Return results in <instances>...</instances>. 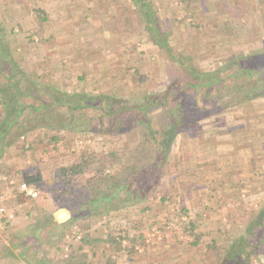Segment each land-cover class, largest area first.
<instances>
[{
  "label": "rangeland",
  "instance_id": "obj_1",
  "mask_svg": "<svg viewBox=\"0 0 264 264\" xmlns=\"http://www.w3.org/2000/svg\"><path fill=\"white\" fill-rule=\"evenodd\" d=\"M146 1L161 30L171 35L173 53L189 55L203 71L229 66L242 51L264 48V0H193L188 7L181 0ZM142 13V7L132 0H0V32L5 35L13 29L7 43L16 63L33 80L53 89L36 88V98H26L25 103L39 106L58 91L79 89L134 102L142 100L146 91H163L173 77L182 78L178 65L169 63L150 41ZM212 25L218 28L216 33ZM134 69L145 75L143 84L135 81ZM82 72L85 79L79 83L77 76ZM0 80L7 81L1 75ZM2 100L0 96V124L6 112ZM263 110L264 96L248 99L200 118L189 130L193 140L178 134L160 183L145 200L120 207L123 195L116 208L75 219L66 209L49 212L68 226L44 227L41 235L46 244L34 255L47 258L45 264H60V259L80 244L79 223L88 222L90 227L82 233L89 230L93 236L105 237L127 230L139 238L135 253L113 255L115 264H217L220 256L210 241L215 239L219 248H225L244 234L249 220L264 207V131H253L254 151L249 154L250 136L237 130L243 123L250 124L249 115L260 117ZM63 112L58 105L35 111L28 107L1 141L0 205L12 210L14 216L0 228V264H28L23 255L32 257V249L20 254L21 247L13 244L23 241L21 234L36 219L43 220L44 212L34 207L49 198V183L57 181L58 167L72 163L82 153L127 151L137 142V135L130 132L94 134L93 129L113 127L112 117L98 120L99 110L86 111L89 119L87 114H75L74 126L83 124L85 130L61 129L55 123L67 117H62ZM156 119L154 115V126ZM235 133L242 139L235 140ZM52 135L58 140L49 141ZM249 155L254 158H247ZM193 161L204 164L192 168L188 164ZM120 166L114 165L112 170L119 171ZM37 170L45 184L33 186L46 188L45 197L18 203L21 194L15 186L23 180V173ZM192 172L215 180L191 184L187 180L194 177ZM77 179L81 182L84 177ZM163 194L166 200L160 202ZM61 212L66 215L59 219ZM192 221L196 223L193 232ZM196 239L198 243L192 244ZM121 243L128 248L125 239ZM93 247L92 264H107L99 257L101 246ZM88 251L90 247H85L84 253ZM250 264H264V251L252 255Z\"/></svg>",
  "mask_w": 264,
  "mask_h": 264
},
{
  "label": "trees",
  "instance_id": "obj_2",
  "mask_svg": "<svg viewBox=\"0 0 264 264\" xmlns=\"http://www.w3.org/2000/svg\"><path fill=\"white\" fill-rule=\"evenodd\" d=\"M142 7L141 14L144 22V30L150 41L158 46L169 63L177 64L182 78L173 77L163 91H146L142 100L129 102L117 98L112 94H95L83 89L67 93L58 91L57 95L42 100L39 106L32 102L26 104L24 99H33L36 88L52 91L53 89L45 82H38L26 75L16 63L11 50L8 47V37L14 31L5 35L0 32V75L7 81L0 80V96L6 110L4 119L0 124V146L2 139L8 134L14 124L19 123V118L26 108L32 111L50 109L58 105L64 109V120H60L58 126L61 129L73 127L74 130H85V126H74L77 122L75 114L86 118V111L99 110L98 120L112 117L113 127L98 129L93 133L115 134L135 133L137 142L127 151L113 149L103 153H82L67 165L58 167L55 178L49 183V198L35 210L44 212L43 220L36 219L35 223L24 230L21 234L23 241L13 244V247H21L20 254L32 249V257L23 255L28 264H45V257H36L38 247L46 244L41 235L44 227L50 225L53 228H66L67 221H57L52 212L56 209H66L70 218H81L90 215V212L106 213L116 208V202L123 195L120 207L135 201H142L152 193L155 186L160 183V178L166 166V157L180 133L193 140L189 131L195 122L203 116L212 114L230 105L264 96V48L257 52L245 53L242 51L229 66L212 68L207 71L201 70L193 64L189 55H175L171 46V35L161 30L157 17L151 10L148 1L132 0ZM186 7L193 0H181ZM44 20V19H43ZM212 32L218 28L212 25ZM0 30H3L0 27ZM213 38V37H210ZM232 65H234L232 67ZM135 70L137 84H143L145 75L138 69ZM229 70L225 75L221 71ZM184 75L186 77H184ZM85 73L77 76V82H84ZM183 79V80H182ZM199 96V99H198ZM154 115L157 116V125H153ZM160 135L158 138L156 135ZM50 140H58L56 136H50ZM120 164L119 171H113L114 165ZM84 180L77 181L78 177ZM22 179L35 186H44V179L40 171L25 172ZM18 196V195H17ZM18 203H23L27 197L19 195ZM165 195L159 197L160 202H165ZM186 212V210H184ZM89 223H79L78 233H81L80 244L76 249L68 252L60 264H92L91 248L100 245V258H104L107 264H115L113 255L125 251L128 256L136 252L135 246L139 238L129 235L128 231H120L118 235L107 234L93 236L91 231L82 233L83 228L88 229ZM196 223H190V230H195ZM242 236H236L225 248H219L216 240L212 239L210 245L218 254L217 264H250L252 255L264 251L261 245L264 243V207L254 214L248 226L245 227ZM142 237V235H140ZM125 239L128 248L122 246ZM199 240V239H198ZM198 240L192 241L197 244ZM47 243L49 241H46ZM90 247V252L84 253V248ZM92 249V250H93ZM109 254L105 255V251ZM221 253V255H220ZM130 258V257H129Z\"/></svg>",
  "mask_w": 264,
  "mask_h": 264
},
{
  "label": "crops",
  "instance_id": "obj_3",
  "mask_svg": "<svg viewBox=\"0 0 264 264\" xmlns=\"http://www.w3.org/2000/svg\"><path fill=\"white\" fill-rule=\"evenodd\" d=\"M261 112H263V116L262 115H259L260 117H255V118H253L255 115H249V119H250V124L249 125H246V123H243L242 125H239V127H238V133L239 132H246V135H248V136H250V137H248L249 138V140H248V143H251V144H249V146H250V150L247 148V152L250 154V152H251V154H252V151H254V148H253V146H254V144H255V140L253 141V138H255V136H256V134H254V130H258V129H261L262 131H264V110L263 111H261ZM257 116H258V113H257ZM261 121V122H260ZM260 123V124H259ZM236 134L237 133H235V135H234V137L233 138H235V140H237V141H239V138L240 139H242L241 137H238V136H236ZM260 135H262V134H260ZM263 136H264V133H263ZM237 138V139H236ZM244 141V140H243ZM236 147V146H235ZM244 150H246V149H244ZM245 157V156H244ZM247 157V156H246ZM247 158H254V157H252V156H248ZM187 163H189V162H187ZM204 163H197V161H193V163H189L188 165L189 166H192V168H195V167H197L198 168V166H202ZM239 166H241V160L239 161ZM204 168H202V170H203ZM207 171V170H206ZM190 174V173H189ZM192 176H194V177H192V179H190V180H187V182H189V183H191V184H198V183H205V182H210L211 181V179H209V178H203L204 177V173H200V172H196V173H194V172H192ZM197 178H200L199 179V181H197ZM218 179H220V177H217ZM208 180V181H207ZM212 180H215V179H212ZM192 186V185H191ZM16 187V186H15ZM25 203V202H24ZM23 204V203H22Z\"/></svg>",
  "mask_w": 264,
  "mask_h": 264
},
{
  "label": "built area",
  "instance_id": "obj_4",
  "mask_svg": "<svg viewBox=\"0 0 264 264\" xmlns=\"http://www.w3.org/2000/svg\"><path fill=\"white\" fill-rule=\"evenodd\" d=\"M13 181H10V184H12ZM16 190L19 194H21L23 197H27L29 199L35 200V199H43L45 197V193L47 191L46 188H36L35 186H32L25 181H19L16 185ZM0 228L5 225L4 223H7L11 221V219L14 216V212L10 210L9 208H6L4 205H0Z\"/></svg>",
  "mask_w": 264,
  "mask_h": 264
},
{
  "label": "water",
  "instance_id": "obj_5",
  "mask_svg": "<svg viewBox=\"0 0 264 264\" xmlns=\"http://www.w3.org/2000/svg\"><path fill=\"white\" fill-rule=\"evenodd\" d=\"M65 215H66V212H61V213L58 214V218L61 219L62 216H65Z\"/></svg>",
  "mask_w": 264,
  "mask_h": 264
}]
</instances>
